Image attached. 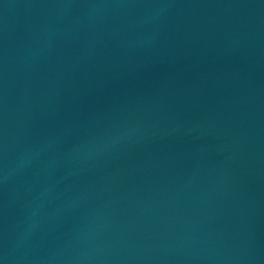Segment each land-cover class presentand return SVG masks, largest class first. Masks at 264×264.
I'll return each instance as SVG.
<instances>
[{
    "label": "water",
    "instance_id": "95a60500",
    "mask_svg": "<svg viewBox=\"0 0 264 264\" xmlns=\"http://www.w3.org/2000/svg\"><path fill=\"white\" fill-rule=\"evenodd\" d=\"M0 264H264V0H0Z\"/></svg>",
    "mask_w": 264,
    "mask_h": 264
}]
</instances>
